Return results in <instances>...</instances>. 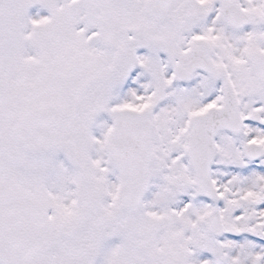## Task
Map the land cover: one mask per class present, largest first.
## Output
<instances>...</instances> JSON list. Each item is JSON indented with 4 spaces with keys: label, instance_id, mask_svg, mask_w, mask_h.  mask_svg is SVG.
<instances>
[{
    "label": "rangeland",
    "instance_id": "rangeland-1",
    "mask_svg": "<svg viewBox=\"0 0 264 264\" xmlns=\"http://www.w3.org/2000/svg\"><path fill=\"white\" fill-rule=\"evenodd\" d=\"M142 2L0 0V264H264V158L241 151L249 141L264 148V89L247 97L235 68L244 128L218 135L214 196L203 198L186 154L200 108L187 107L175 83L168 90L162 22L142 15ZM84 25L94 30L87 38L76 35ZM212 101L218 107L220 93ZM120 108H146L155 129L135 213L119 207L110 153ZM36 115L56 125L52 157L22 139L21 119L27 128ZM16 221L37 226L25 235Z\"/></svg>",
    "mask_w": 264,
    "mask_h": 264
},
{
    "label": "water",
    "instance_id": "water-1",
    "mask_svg": "<svg viewBox=\"0 0 264 264\" xmlns=\"http://www.w3.org/2000/svg\"><path fill=\"white\" fill-rule=\"evenodd\" d=\"M167 0H147L143 12L148 17L160 15L167 7ZM228 17H233L228 12ZM115 116L114 163L121 174V207L134 212L140 205L148 183V167L153 159L151 149V124L146 111L121 110ZM37 125L31 126L27 135L35 150L43 153L52 143L50 122L37 118ZM39 126L41 129L39 130ZM227 130L233 134L241 131L236 101L231 91L225 95L221 109L208 111L204 116H195L189 124L187 153L195 171V183L199 193L210 198L213 189L210 183V168L214 158L213 140L217 131ZM247 158L257 160L263 154L255 145L244 147Z\"/></svg>",
    "mask_w": 264,
    "mask_h": 264
},
{
    "label": "flooded vegetation",
    "instance_id": "flooded-vegetation-1",
    "mask_svg": "<svg viewBox=\"0 0 264 264\" xmlns=\"http://www.w3.org/2000/svg\"><path fill=\"white\" fill-rule=\"evenodd\" d=\"M205 1L207 0H202V5H205ZM231 3L237 5L242 13L252 18L261 14L260 5L256 4L255 0H232ZM224 7L225 5L220 10V17L223 15ZM203 15L204 17L201 18L200 11L194 5L183 1L175 7L172 5L162 17L164 22L162 45L168 73L174 76L176 63L179 62L181 54L197 50L194 54V62L191 60L189 64L181 65L182 75H185L186 70L191 68L182 81L192 82V86L188 89L180 87L183 97L197 90L201 84L208 88L212 87L213 81L216 82L218 78L223 79L224 88L228 80L232 79L235 67H239L238 71L245 73V92H250L252 95L257 86L262 89L264 79L253 72L252 55L249 56L248 50L250 43L248 38L257 33L255 43L257 50L253 55H260L264 51V40L260 41V30L242 31L241 28L239 30L232 28L225 19L219 21L218 9L214 4L205 6ZM235 40H237L236 46L234 45ZM204 60L207 64H202ZM196 65L199 68H195ZM213 93L216 94L215 91ZM194 105L201 107L203 101H194Z\"/></svg>",
    "mask_w": 264,
    "mask_h": 264
},
{
    "label": "bare ground",
    "instance_id": "bare-ground-1",
    "mask_svg": "<svg viewBox=\"0 0 264 264\" xmlns=\"http://www.w3.org/2000/svg\"><path fill=\"white\" fill-rule=\"evenodd\" d=\"M83 30H81V32H82ZM22 32H23V30H22ZM26 50H27V48L25 47V48H23V50L21 51V54H22V56H23V53H25L26 52Z\"/></svg>",
    "mask_w": 264,
    "mask_h": 264
}]
</instances>
